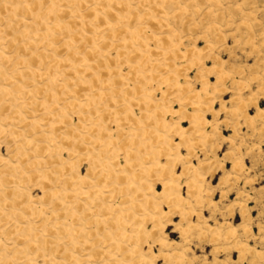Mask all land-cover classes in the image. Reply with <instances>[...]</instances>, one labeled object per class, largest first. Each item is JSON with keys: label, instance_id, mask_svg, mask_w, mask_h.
Masks as SVG:
<instances>
[{"label": "rangeland", "instance_id": "374dc122", "mask_svg": "<svg viewBox=\"0 0 264 264\" xmlns=\"http://www.w3.org/2000/svg\"><path fill=\"white\" fill-rule=\"evenodd\" d=\"M148 1L157 4L160 0ZM137 2L130 0L136 12L131 11L134 8L127 9V12L123 9L118 14L125 16L123 20L131 30L140 31L146 27L145 34L140 35L161 37L160 43L146 41L150 54H146V49L138 53L129 51L128 60L121 57L124 51H121V56L117 52V57L115 48L101 47L103 54L110 57L102 67L112 70L111 76L102 69L99 81L103 85L97 84L96 78L89 80L92 91L101 85L107 87L104 92L113 100H95L93 106L101 102L108 111L99 113L100 125L107 132L101 136L97 128H92L90 142L98 140V143L92 145L88 141L86 146L96 155L101 150L100 144L108 143V153L103 156H106L103 161L111 164L112 178H104L106 173H101L98 168L100 161L94 163L96 156H92L95 160L90 162L95 164V169L90 170L85 146L75 145L73 137L66 136L68 129L74 131L77 126V129L86 127L89 117L95 118V109L83 106L62 110V117L67 115V119L62 121L69 124V128H65V124H54V118L59 114L51 108L52 114L42 124L47 133L53 132L52 137L67 139L56 140L57 143L60 140L64 148L59 151L61 160L63 158V162L74 167L71 171V167L67 169L64 164L67 173H63L67 177L78 173L81 177L87 176L89 181L93 179L95 190L99 191L94 196L98 202L95 200L94 204L102 207L87 215L83 212L86 208L83 197L78 195L74 200H65L67 206L74 203V219L63 213L61 226L75 223L70 225L75 226L77 232L72 238L68 237L71 239L66 238L67 233L64 232L57 247H53L57 252L51 251L54 260L62 264H72L75 259L80 262L74 264H136L137 256H140L152 264H264V0H170L165 1L161 9L165 13L161 14V10L156 8L152 13L153 19L149 21L147 8L138 6ZM11 49L9 47L6 52H13ZM130 63L143 77L137 80L136 76L127 75ZM31 65L38 67L34 62ZM167 74L174 76L178 88L167 87L168 82L163 81ZM133 87H136L135 91ZM59 90L57 98L62 99V89ZM121 90L122 96L119 94ZM87 92V88H76L75 97L81 100ZM36 97L46 98L47 104L52 100L48 94ZM121 100L130 106L124 109L116 104ZM44 111L43 107L32 106L30 111H22L21 120L33 121ZM8 112L11 114L12 111ZM8 112L2 110L0 114ZM114 114L117 120L113 118ZM1 120L0 117L2 129L16 127L15 130L22 133L14 137L8 136L5 130L0 133V154L15 163L19 139L22 142V137H30L33 129L21 120L15 119L13 123ZM160 124L174 126L175 129L168 134L169 153L163 150L168 147L166 142L155 140V131L160 135L166 132L156 128ZM177 126L184 130L178 131ZM140 133L143 134L139 139ZM82 142L86 144L87 139ZM140 143L148 144V155L157 151L154 160L165 171L160 166L155 169L156 164H151L153 161L142 163L134 160L130 168H121L131 158H128V153ZM27 151L30 150L27 148ZM70 151H76L73 152L75 157ZM44 155L37 153V156ZM135 163L141 164L140 170ZM119 169L125 171L120 173ZM129 173L137 175V178L130 181ZM188 182L195 183L193 190H187L185 184ZM162 183L176 186L183 199L171 204L162 200L171 192V189L162 192ZM60 185L56 183V186ZM66 185L71 187L69 182ZM23 186L31 198H39L48 188L47 184L34 180ZM137 186H148L162 194L144 195V207L134 211L136 208L132 209L126 203L131 194L138 198L132 191V187ZM127 187L131 189L126 192ZM86 188L85 185L80 186L79 191ZM92 191L94 195L96 192ZM42 201L44 206L50 203L46 199ZM108 205L115 208L111 213L103 210ZM49 211L44 215L46 219L51 217ZM84 213L90 219L94 217L92 221H85ZM137 229L140 232H136ZM115 234L121 235L120 238L112 239ZM171 241L175 245H169ZM33 252L37 264H54L50 251L45 252L44 257L40 252Z\"/></svg>", "mask_w": 264, "mask_h": 264}, {"label": "bare ground", "instance_id": "6f19581e", "mask_svg": "<svg viewBox=\"0 0 264 264\" xmlns=\"http://www.w3.org/2000/svg\"><path fill=\"white\" fill-rule=\"evenodd\" d=\"M137 1L138 6L147 8L146 14L149 21V19H153V11L156 10V8L161 10L163 4H165L164 2L170 0H160L157 4H151L148 0ZM133 8L134 10L131 11H135L136 8L133 7L130 0H0V112H2V110L7 112L12 111L11 114L9 112L5 115H3L4 113H1L0 117L2 120H9V122L11 121L13 123L15 119L20 122L22 119L21 115L23 114L22 111L26 110V112H28L32 106L43 107L46 111H44V114L39 115V117L36 116L37 118H33V121H28L26 118L21 120V122L27 123L28 127L33 129L34 133L32 131L30 137H22V142L19 139V143H17L16 146L18 153L16 155L17 160L15 163H12L10 159H6L0 154V264H37V260L33 256V251L37 253L40 252L41 257H44L43 254L45 252L56 251L53 250V247H57L59 241L64 237V232L65 234L67 233V236H65L66 238H72L74 232H77V228L75 229V226L70 224L75 223H70L69 225L62 224L61 226L60 222L63 213H66V217L72 216L74 219V203H70L68 205L70 207L64 204V202H66L65 200L68 198L74 200L78 195L83 197L82 200L86 202V208H84L85 210H83V212H86V214L88 213L87 215L93 214V209H102L98 203L96 205L94 204L96 200L94 196L98 195L97 192L99 191L95 190L96 186H94V184L96 182L93 179H90L89 181L87 176L81 177L78 173L74 176H71L69 173L70 177H67L66 174L63 173L66 168L69 169L68 167H71L70 170H73L74 167L72 168V164H66L63 162V158L61 160L59 151L64 149L62 144H60L62 142L59 140L60 143H57L56 140L58 137H52V135L54 136L53 132L52 134H49L47 131L43 130L42 124L45 123L47 118L52 114V111L49 110L52 108L59 114L54 118V120H56L54 124H65V128H69V124H67L68 122L65 121L67 115L62 117L64 114H62L61 111L65 109H76L77 107L91 106V108L95 109V118L91 117L92 119H90L89 117V123L85 120V122L88 123L86 127L77 129V126L74 131L68 129L66 136H72L75 145L79 143L86 148V146L89 145L88 141L90 142V137L92 136V128H97L101 136L105 135V132L107 131L105 127L100 125V114L102 112L108 113V111L104 108L105 104H101V102H98L93 106L97 98L112 100L107 93L104 92L107 87L103 88L102 85L104 83L99 81V75H101L100 70L103 69L104 73H107L108 75L112 73V70L109 71V68L106 66L102 67L104 64L108 63L110 57L106 53L103 54L101 47L106 45L115 48L116 55H118L117 52H120V55L124 51L121 54L122 56H120L125 60H128L130 54L129 51L138 53L141 49H146V54H150V51L147 49L148 46H146V41H153L155 44H158L162 39L161 37H156L154 35L141 36V33L145 34L146 27L140 28V31L134 28L131 30L129 28L126 23L127 21L123 20L125 16L118 14V12L123 9L127 12V9L130 10ZM163 13L165 12L161 10V14ZM165 16L167 15L165 14ZM7 38L9 39L6 42ZM5 42L9 45L11 51V48H13V52H6L9 47L8 45H5ZM80 49L84 50H81V52ZM19 53H23L24 55L20 56ZM156 53L158 52L156 51ZM119 55L117 57H119ZM162 55L165 56L163 53ZM93 57H96L97 59L92 60L94 59ZM141 57H143V55ZM115 59L117 60V58ZM32 62L37 64L38 67L32 66ZM131 74L136 76L137 80L143 77L141 76L142 73L130 63L127 75ZM167 75V77L163 78V81L168 82L167 87L170 89L178 88L174 76H171V74ZM119 77H121V74ZM92 78H96L95 80H97V84H102L99 86L100 88H97L95 91H92L91 89L92 82L90 81ZM82 87L87 88L89 92L82 96L81 100H78L75 97V91L76 88L82 89ZM135 88L133 87V91H135ZM59 89H62L60 92L63 96L62 99L57 98L60 91ZM122 92V90L119 92L121 96ZM19 94L24 95V97L28 96V98H22ZM38 94H48L52 99H50V104H47L46 98H37L36 95ZM60 101L61 107L59 108L58 106L60 105L58 104ZM117 103L123 108H128L130 106L129 103L125 104L124 100L117 101L116 104ZM53 105H57V108L55 106L53 107ZM113 116V118L117 120L115 117L116 114ZM63 119L65 120L62 121ZM200 119V121H202V118ZM200 121L199 123L197 122L198 125L200 124ZM173 127L165 126L164 124L158 125L156 128H162L163 130H166V132L165 135H160L158 131H155V140L164 141L168 144V142H170L168 141V134L175 130ZM15 128L11 127L5 130L0 127V133L5 130L4 132H7L10 137L22 135V133L17 132ZM177 130L182 131L184 129L177 126ZM142 134L143 133H140V136L137 137L139 139L142 138ZM133 135H136L135 132ZM58 139L61 138L59 137ZM84 139H87L86 144L82 142ZM66 140L61 139V141ZM96 143H98V140L90 142L92 145H95ZM123 144H125V142H123ZM146 145L148 144L140 143L133 152H129L128 158H131L125 163L124 167L121 168H130L134 165L131 161L135 160L142 163L153 161L151 164H156V169L157 162L154 159L157 151H153L152 153H149V155L146 154ZM141 146H145V148ZM27 148L30 151H27ZM108 148V143L100 144L101 150L99 149L100 151H98V154L96 155L92 150L88 148L85 149V151H88L86 154H89L86 159L89 161L90 170H94L95 166L93 167V164L100 161V164H98L100 167L98 168L101 169V173H106L104 178L107 180L112 178L110 177L112 171L109 169L111 168V164L103 161V158L106 157L103 156L108 153ZM170 148L168 144V147L163 150L169 153L171 151ZM70 152L69 156L71 155L72 157H75L73 152L75 153L76 151ZM159 152L160 151L158 150V153ZM37 153L45 155L41 157L37 156ZM92 156H96V162L94 163H90L92 160H95ZM99 157H101V159H99ZM64 164L67 166L66 168ZM140 165V163H135V166L139 167V170L141 169ZM159 166L161 170L163 169L165 171L160 164ZM185 167L188 166L185 165ZM124 169L122 170L125 171ZM122 170L120 171L119 169L120 173L123 172ZM182 171L184 170L182 169ZM65 173L67 172L65 171ZM127 175L130 178V181L137 178V175H133L132 173ZM113 177L115 178L116 176L113 175ZM194 177L196 178L198 175H195ZM30 180L47 184L48 188L42 192L39 198H31L30 194H28L23 188V185ZM68 182L71 187L67 186L69 184L66 185ZM56 183L62 185L56 186ZM193 184L195 183L191 184L188 182L185 184L187 185L188 191L193 190ZM83 185L87 188L85 191L81 192L79 191L80 186ZM125 189L127 192L130 191L131 188L127 187ZM170 189V194L162 200L167 201V203L169 202L168 204H171L172 202L179 203L181 201L180 199L183 198L178 193L176 186L169 187L167 186V183H162V192ZM200 189L202 188L200 187ZM92 190L96 192L94 195L91 194L93 192ZM132 191H135L138 198L136 199L135 195L131 194L130 200H128L126 204L132 209L136 208L134 211H137V208L144 207V195L149 193H153L154 195L162 194V192L157 193L154 188L148 186L147 188H141L140 186H137L136 188L132 187ZM7 194H10L11 196L9 197ZM44 199L50 202L49 205L45 204L44 206V203L42 204V200ZM71 205H73V207ZM113 207L114 206L112 205L104 206L103 210L111 213L115 209ZM68 209L71 211H68ZM46 211H49L48 213L51 214L50 218L46 219L44 217V215L47 214ZM155 212L157 211L155 210L154 213ZM25 214H27V216H25ZM83 217H86L85 213ZM76 218L77 216L75 217V221ZM86 218L85 221L89 222L92 221L94 217L92 219H90V217ZM95 220L96 219H94V221ZM100 221L101 223H106V221ZM100 221L97 223H100ZM2 224H4L3 226L8 225L6 229H2ZM79 229L80 228H78V230ZM136 232L140 231L138 230ZM121 235H123V233ZM2 236L4 238H2ZM117 236L120 238L118 234H115L112 239L117 238ZM109 238L110 236H108V239ZM170 244L175 245V242L171 241L169 245ZM53 254V252L50 253L53 263L62 264L61 262L54 260ZM133 254L135 255V253ZM70 256V260L73 262L72 254H70ZM138 257L139 259H137V261L135 260L136 264H152L150 260L147 261L148 259L137 256V258ZM130 258L132 259V257ZM78 261L80 262L79 259L77 262L75 259L74 263H78Z\"/></svg>", "mask_w": 264, "mask_h": 264}]
</instances>
